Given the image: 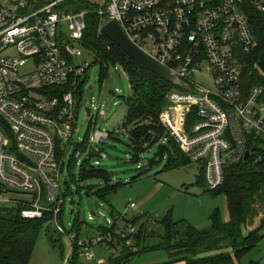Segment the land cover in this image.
Segmentation results:
<instances>
[{
  "label": "built area",
  "instance_id": "built-area-1",
  "mask_svg": "<svg viewBox=\"0 0 264 264\" xmlns=\"http://www.w3.org/2000/svg\"><path fill=\"white\" fill-rule=\"evenodd\" d=\"M31 1L0 0V208L9 206L11 192L31 195V201L16 200L14 208L22 204L21 217L29 221L54 213L57 232L70 242L63 264H70L76 245L80 256L93 262L97 248L117 246L112 234L75 242V234L67 235L57 219L65 204L64 164L77 132L75 94L90 68L74 66L82 54L86 13L62 12L59 5L65 0L40 9L31 8ZM105 1L99 14L117 21L130 41L184 83L169 94L162 124L191 162L203 168L207 191L220 189L226 170L244 159L250 134L264 138V90L255 88L244 98L239 64L241 54L259 46L248 12L263 14L264 0ZM64 22L69 23L67 34ZM205 70L213 78L214 90L193 80ZM71 82L61 103L55 89ZM92 107L96 116L89 147L97 148L99 166L108 154L98 145L110 140V132L97 129L102 105ZM190 115L193 120L188 124ZM58 152L64 153L60 161ZM81 155L77 153L76 159ZM128 210L137 212L138 205L131 203ZM127 214L117 216V221ZM113 222L107 219L108 224ZM135 233L129 225L126 232L116 234L130 247ZM98 264H108L107 258Z\"/></svg>",
  "mask_w": 264,
  "mask_h": 264
},
{
  "label": "trees",
  "instance_id": "trees-1",
  "mask_svg": "<svg viewBox=\"0 0 264 264\" xmlns=\"http://www.w3.org/2000/svg\"><path fill=\"white\" fill-rule=\"evenodd\" d=\"M54 1L57 0H32L31 8L40 9ZM89 3L84 0H65L59 5V9L67 14L86 13V31L82 43L95 54L97 64L103 68L100 81L102 90L106 85L105 79H107L110 65H113L116 70V66L120 65L128 77L131 95L122 98L127 109L123 130L129 136L131 145L128 147L133 154L129 163L139 164L143 154L156 149L153 160L148 163L147 171L162 163H164L162 173L193 165L194 163L166 130L161 120V115L168 106V96L177 87L152 72L141 69L119 46L104 37L101 34V27L109 22L108 17H102L99 14L101 10ZM248 19L259 46L250 53L241 54L239 59L242 72L241 86L245 99L255 88L264 90V74L262 75L257 68L258 63L264 59V13L251 9L248 12ZM71 80L74 81L75 78ZM71 88L72 82L68 86L55 89V92L59 93L61 103L63 102L62 96ZM82 98L83 85L80 84L75 94L78 114ZM192 120L190 115L188 124ZM92 126L91 122L83 142L75 145V152L68 161L71 172L77 164V153L85 154L89 147V134ZM110 140L120 143L115 132L110 133ZM247 150L251 153V157L231 165L225 172L224 185L216 191H208L215 196L225 197L229 222H224L221 212L217 210L210 218V226L200 230L186 221L175 222L173 213L169 212L160 222L162 232L158 233H148V221L143 223L141 221L143 216L128 219L127 215L124 219L117 221L116 217L122 214L116 212L111 198L123 184L115 183L114 174L102 168L101 163L99 166L93 165L92 162L97 158L87 157L80 166L79 182L81 185L97 183V185L86 187L87 196H93L103 207L109 208L111 219L114 222L108 224L107 219L109 218L102 213L98 216L92 214L94 220H89V222L95 224L97 218L100 219V223L93 229L94 236H87L85 239L107 233L112 234V238L117 241V246L111 250L99 247L109 254L108 264H131L137 257L151 253L165 254L171 264L180 262L185 264H242V260L264 242V218H260L262 215L260 196L264 193V138L256 137L254 133H251ZM100 151L105 152V150ZM63 157L64 153L58 152V160H62ZM200 171L197 186L207 191L205 171L201 167ZM143 175L142 173L140 176ZM71 177L72 179L67 183L70 194L72 193L71 184L76 181L73 173ZM1 191L2 187H0ZM80 193L81 190H79ZM62 197L65 201V195ZM23 208L22 204L10 210L0 208V264H30L41 230L45 224L55 219L54 213H46L40 220H24L21 217ZM126 211L137 213L129 211L128 207ZM61 213L62 211L57 219L62 224ZM129 225L136 228L130 247L126 246L125 240L119 239L116 234L118 231L126 232ZM84 226L89 227L81 220L79 214L76 215L72 228H66L67 235L75 234V242L80 241L83 237ZM80 254L81 249L76 245L70 264H83L80 262Z\"/></svg>",
  "mask_w": 264,
  "mask_h": 264
},
{
  "label": "rangeland",
  "instance_id": "rangeland-1",
  "mask_svg": "<svg viewBox=\"0 0 264 264\" xmlns=\"http://www.w3.org/2000/svg\"><path fill=\"white\" fill-rule=\"evenodd\" d=\"M89 2V4L97 6L101 11L105 9V0H90ZM62 27L63 32L67 34L69 23L64 22ZM81 51V56H77L74 60L75 68L87 65L90 68L87 71L88 79L84 76L80 80L83 85V98L79 105L77 132L73 145L68 150L67 162L63 171L62 194L63 196L65 195V204L60 215L62 225L67 229H71L76 220V215L79 214L81 220L89 226H84L82 241L86 240L87 236L93 237L95 234L93 229L95 225L100 223V219L97 218L95 224L90 223L89 215L98 216L99 213H102L109 219L112 218L109 208L103 207L93 196H87L86 187L97 185V183L81 185L79 182L80 166L87 159V156L82 154L78 158L72 172L68 162L75 152V145L83 142L88 133L90 123L95 120L96 109L92 107L93 103L95 107L102 105L101 111L97 116V129L104 132H115L120 141V143H115L110 140L106 144L98 145V149L105 150L109 156L108 160L101 161L100 166L114 174L115 183L120 182L123 184L111 198V202L115 210H118V213L125 214L130 203H136L139 206L147 196L154 192L159 184H163V189L156 193L149 202L140 206L137 213L129 212L127 214L128 219L138 214L144 215L141 212L150 214L155 223H153V226H156V228L148 230V233L162 232L159 221L163 220L164 215L169 212L173 213L175 222L186 221L200 230L207 229L210 226V218L217 210L221 212L222 219L225 220V197L223 195L215 196L202 187L197 186V180L201 173L200 167L197 165L194 164L180 170L162 173L164 168V163H162L147 171L148 163L153 160L156 149L143 154L139 164L129 163L133 154L128 147V145H131L129 136L123 130L127 109L122 98L131 95L128 77L120 65L116 66L117 70L113 65H110L107 79H105V86H109L111 93L105 95L100 83L103 68L97 64L96 56L90 49L82 46ZM193 80L202 88L214 90L213 78L207 70L202 75H196ZM95 162L96 160L92 164L95 165ZM71 173L75 175L76 181L71 184L72 193L70 194L67 183L72 179ZM142 173L144 175L140 176ZM79 190H81L80 194ZM8 198L10 199V204L5 210L14 208L17 205V201L32 200L31 195L12 192L8 194ZM260 199L262 203L260 211L262 215H260V218H264V193L261 194ZM43 203L46 204L45 199ZM69 252L70 242L66 236H61L57 232V222L54 219L53 222L45 224L41 230L30 264H63V260L67 258ZM158 254L165 255L163 253ZM80 262L93 264V262L87 261L83 257H81ZM242 264H264V242L255 251L247 255L242 260Z\"/></svg>",
  "mask_w": 264,
  "mask_h": 264
},
{
  "label": "water",
  "instance_id": "water-1",
  "mask_svg": "<svg viewBox=\"0 0 264 264\" xmlns=\"http://www.w3.org/2000/svg\"><path fill=\"white\" fill-rule=\"evenodd\" d=\"M101 34L119 46L137 65L144 70H148L157 75L161 79L172 83L176 87L183 88L185 85L179 78L173 74L170 70L162 66L157 60L146 54L140 47L134 44L128 39L121 29L120 24L111 20L101 28ZM258 70L264 74V59L257 65ZM111 90L109 86H105L104 94H110ZM250 152L245 153L244 160H248ZM88 156L98 157L99 152L94 146H90L88 150Z\"/></svg>",
  "mask_w": 264,
  "mask_h": 264
},
{
  "label": "crops",
  "instance_id": "crops-1",
  "mask_svg": "<svg viewBox=\"0 0 264 264\" xmlns=\"http://www.w3.org/2000/svg\"><path fill=\"white\" fill-rule=\"evenodd\" d=\"M194 165V164H193ZM198 166V165H197ZM163 189V184H159L154 192L152 194H150L149 196H147L138 207L146 204L147 202H149L153 196L158 193L159 191H161ZM118 210H116L117 212ZM118 213V212H117ZM144 215H136L135 217L143 216L142 218V222L145 223L146 220L148 221V225L147 228H149L148 230H154L156 228V226H153L154 221L152 220V217L150 216V214H146L141 212ZM167 215V213H166ZM164 215V217L166 216ZM162 221V220H161ZM159 221V223L161 222ZM224 222H229V211H228V207H227V201H226V217ZM155 224V223H154ZM96 259L93 261V264H98V261L100 259L103 258H107L106 255L107 253H105L102 249L98 248L96 251ZM131 264H171V261L169 260V258L166 255H162V254H158V253H151V254H144L142 256L137 257L136 259H134ZM175 264V263H174ZM176 264H185L184 262H180V263H176Z\"/></svg>",
  "mask_w": 264,
  "mask_h": 264
}]
</instances>
